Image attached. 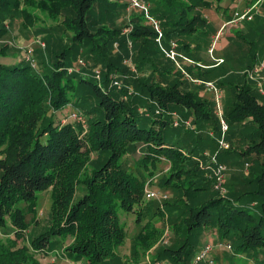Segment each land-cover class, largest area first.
Masks as SVG:
<instances>
[{"label":"trees","instance_id":"obj_1","mask_svg":"<svg viewBox=\"0 0 264 264\" xmlns=\"http://www.w3.org/2000/svg\"><path fill=\"white\" fill-rule=\"evenodd\" d=\"M138 1L159 21L165 44L173 40L193 61L213 64L199 53L210 45L209 13L224 0ZM16 21L26 47L10 41ZM155 37L129 0H0V236H7L0 264H39L34 253L57 256L58 249L74 264H128L118 254L127 237L120 212L135 214L136 223L150 213L147 176L162 159L169 167L161 186L171 197L151 216L162 224L149 218L138 231L134 260L158 242L168 219L173 241L157 249L154 262L191 264L205 244L220 243L230 247L221 248L228 264H264V103L248 75L255 57L242 74L221 71L225 60L187 67L193 79L213 80L225 92L229 147L218 149V117ZM114 76L120 89L110 84ZM61 113L80 115L84 125L62 123ZM174 115L193 130L173 127ZM215 151L228 167L224 195L198 161ZM136 154L138 165L130 164ZM47 191L49 219L40 226L38 203ZM199 232L195 250L191 237ZM218 250L213 258L222 264Z\"/></svg>","mask_w":264,"mask_h":264},{"label":"rangeland","instance_id":"obj_2","mask_svg":"<svg viewBox=\"0 0 264 264\" xmlns=\"http://www.w3.org/2000/svg\"><path fill=\"white\" fill-rule=\"evenodd\" d=\"M241 4L242 3L240 2V6H241ZM258 7H260V6H258ZM238 9H240V8H238ZM221 10L219 9L220 14H221ZM234 12L231 14L232 19H234L236 16L234 14ZM222 19L223 20H219V18L217 17V15L215 13H209V21H208L209 25H208V29H207V31H208L207 39H208V42H210V45L206 48L201 47V50H200L201 53H199L200 54L199 58L203 56V58H205L204 61L210 63L211 61H210L209 50L212 49L211 54L213 57L218 58L217 56L219 55V56H222L226 61L225 64L222 65L221 71L228 70L229 72H234V73H238V74H240V73L242 74L243 72H245V70H247L246 68L248 67L249 64L252 63V58H254V57H255V59H253L254 62H259V61L264 62V10L261 9L259 16L257 18H255V20L251 23L247 22V21H243V22H238V23L228 22V23L223 24V26L220 30V34L218 36V39L215 40L216 30L220 27V25H219L220 22L224 23L225 20H227V14L225 16H223ZM20 26H21L20 22L16 21V22H14V25L11 28H9L11 30V35H12V40H10V41H12L13 44L15 43L18 46L26 47V45H28L30 42L26 40L27 36L20 32ZM224 35H226V36H224ZM230 35H231V37H229ZM232 42H235V44H237V45L232 46L231 45ZM227 44H229L228 47H226ZM31 49H32V47H31ZM9 60H11V61H9ZM12 60H14V58L4 59L3 61L6 63H9V62H12ZM126 61L131 62V60H126ZM184 66L188 67L185 64H184ZM131 67L133 69L130 68V70L133 71V73H136V69L133 66L132 62H131ZM226 73H227V71H226ZM254 78L258 79L259 82H260V80L263 81L264 80V72L263 73L261 72V76L254 77ZM186 80L188 81L187 82L188 89L196 90L198 92L199 97L203 101H206V103L210 104V106H211L210 109L212 110V113H214V115L216 116V114H215L216 102L214 99V93L211 89L207 88V86H206V83H208V82H211L216 86L215 81L211 80L208 82L207 81L201 82L200 80H198V81L194 82V81H191L188 79H186ZM194 80H196V79H194ZM251 80H253V79H251ZM258 80H254L256 85H257ZM124 85H125L124 87H127L125 82H124ZM122 86L123 85L120 84L119 87L118 86H116V87L120 89ZM263 91H264V86H263ZM130 93H132V90L130 91ZM260 94H261V97H259V99L262 103H264V92H263V94L262 93H260ZM226 103H227V99H226L225 92H222L221 100H220V106L221 107L223 106L222 108H224ZM66 114H68V112H66ZM65 117H67V116L63 113L58 114V118L62 120V123L67 121V119H69L71 121L73 120L71 116H69V118H65ZM182 121H184V122L182 123L180 121V118H178V122H176V123L173 122V127H175V128L182 127L183 130H185V131H188V129L193 130V126H192L191 121L188 124L185 123V121H187V120H182ZM194 133L196 134V132H193L192 135H194ZM199 133H201V131H199ZM206 153H209V155ZM215 153H216V158H217V151H215L214 153L204 152L203 157H204L205 161H203V163H202L201 160L198 158L200 165L201 166L204 165V167L209 166V165L205 164V162H209V160H211V158L213 157V155ZM139 157H140V154H136V156H134L132 159L129 160L130 164H132L133 161L136 162L137 159H139ZM136 164L138 165L137 162H136ZM168 167H169L168 163L164 159H162L161 162H159L157 164V167L154 170L152 177L147 176L148 177L147 179L149 180V183H150V184H148V187L150 190H153L155 192H161L162 191L161 193H165V194L168 193L167 195L171 197V195L169 194V191L164 190L161 186L163 179H164L165 171L168 169ZM212 167H210L207 171L209 172L208 175H211L213 180H214ZM139 169H140V171H143L142 167H140ZM227 169H228V167L226 166V171H227ZM143 173H144V171H143ZM225 176H226V172H225ZM214 189H215V180H214ZM145 203H146L145 205H148V204L150 205L151 210L147 216H144L142 218L141 223L135 222V219H136L135 214H132V213L126 214V213L120 212L121 221L123 222L124 228H125L126 233H127V237L125 239L124 244L121 247H119L118 254L120 256H122V261L127 262L128 264H153L154 261H153L152 257L154 256L157 249L162 247V246L168 245L170 243V241H173V238L171 236L172 230L169 226L168 219H167V221L164 220L165 223L162 227L163 232H162V235H161L160 239L158 240V242L151 249H149V251H147V253L142 255L138 262H136L134 260V258L132 256V246L134 243V239H135L136 235L138 234V231L143 226V224L145 222H147L148 220H150L149 218H151V216H153L152 214H153V211L156 207V204L160 205V207H161L162 200L153 199V200L148 201L145 199ZM50 204H51L50 193L48 191L42 193L40 196V200L38 203V209H37V219H38L40 226H44L47 223V220L49 219ZM26 219H27V221H30L31 215H27ZM151 224H157L159 226L162 223H161V220L158 216H154L151 218ZM166 233H167V235H166ZM209 233H211V232H209ZM5 237H7V236H4V237L0 236V238H5ZM10 237H13V235L11 234ZM191 241H192V244L195 245V250H198L199 245H200V241H201V233L199 232L197 234L192 235ZM68 242L69 241H67L66 245L68 244ZM25 243H26V245H28L29 242L25 241ZM19 245H21V244H19ZM57 251H58L57 256L54 253L41 252V251H39L38 253H34V255H35V258L38 260L39 264H74L67 259L65 253L61 254L60 249H58ZM223 251H224L223 249H220L217 251V255L220 256L221 258L224 255ZM221 263L222 264H228L226 258H224ZM251 263L252 262L249 261V263H247V264H251Z\"/></svg>","mask_w":264,"mask_h":264},{"label":"built area","instance_id":"obj_3","mask_svg":"<svg viewBox=\"0 0 264 264\" xmlns=\"http://www.w3.org/2000/svg\"><path fill=\"white\" fill-rule=\"evenodd\" d=\"M262 0H257L253 5H251L250 7H248L246 10L243 11L242 14L235 16V18L233 19V21L231 22H243V21H252L254 18V15L260 13V9H259V5L260 2ZM130 2V9L132 8H140L144 11V14L146 16V18L149 19V21L152 23V27L156 33V37H155V42L158 46V48L160 49V51L163 53V55L165 56L166 59H168L170 62L173 63L174 68L176 71L180 72L186 79L191 80V81H198V80H194L191 78V76L189 75V72L187 71L186 67L184 66V64L186 66H200L203 68H209V67H214V66H218L220 64L223 63V59L220 58H216L212 56V49L209 50V54H210V59L213 62V64L211 66H204L201 65L200 63H197L195 61H193L192 59H190L189 57H187L186 55L182 54L179 50H178V44L177 42L171 40L168 43H164V36H163V32L160 28L159 25V21H157L156 19H154L153 17H151L149 15V7L146 4H142L140 1L138 0H129ZM219 34L216 35L215 40L218 39ZM42 46L44 47V44H42ZM30 57V50H28V59ZM78 63L83 66L84 62L82 60H79ZM125 64L130 66L131 69H133L131 67V62H127L125 61ZM264 70V62H258V64H256L252 70H250L248 72L249 78L253 79V80H258L254 77H259L261 76V72ZM96 78L97 79H101L100 78V72L98 70H96ZM111 86H120V81L118 80V78L116 76L113 77L112 81H111ZM207 88L211 89L214 93V99L216 102V111L215 114L219 119L220 122V128H221V136L220 138L217 140L218 141V149H227L229 147L228 143L225 141V133L228 130V124L225 121L224 117H223V112H222V107L220 106V100H221V90L218 89L213 83L208 82L206 83ZM263 86H264V80H259L257 81V89L260 93L263 94ZM70 116L72 117L73 120L80 122L84 125V119L83 117H81L80 115L76 114V113H72L70 114ZM178 118L176 115H174V123L178 122ZM182 123L184 121L180 120ZM190 121H185L186 124H188ZM209 155V153H206ZM201 162L203 163L202 159H200ZM210 163V165H209ZM209 163L207 165L209 166H205V168H210L212 167V172H213V176H214V180H215V189L221 193L222 195H224L226 193V189L224 187V182H225V172H226V166L219 163L217 158H216V153L213 155V157L211 158V160H209ZM201 166V165H200ZM204 166V165H203ZM144 197L146 200H162V199H166L168 196L166 194H163L161 192H155L153 190H150L148 186L145 187L144 190ZM167 235V233H166ZM169 237V236H168ZM230 248L229 246H226L224 244H216L213 245L211 243H207L203 246L202 250L191 260V264H215L214 258H213V252L216 249H221V248ZM153 264H170L167 261H156Z\"/></svg>","mask_w":264,"mask_h":264},{"label":"crops","instance_id":"obj_4","mask_svg":"<svg viewBox=\"0 0 264 264\" xmlns=\"http://www.w3.org/2000/svg\"><path fill=\"white\" fill-rule=\"evenodd\" d=\"M256 1L255 0H224L223 3L220 5V7H221L220 10L222 9L221 10V14L219 13V10L218 11H215L214 13L217 15V17L219 18V20H223L222 17L227 14V20H225L224 23H222V22H220V24L218 23L220 25V27L216 30V34L215 35L220 34V30H221L223 24L227 23L228 19L231 18V14L234 11H235L234 12L235 15L236 14L237 15H240V14L243 13L244 10H246L248 7H250L251 5H253V3H255ZM240 2L242 3L241 6H240ZM238 8H240V9H238ZM224 36H226V35H224ZM228 46H229V44L226 45V47H228ZM217 57L220 58V59L225 60L222 56H219L218 55ZM201 59L204 61L205 58H203V56H202ZM210 61H211V59H210ZM225 62H224V64H225ZM256 64H258V62ZM186 69H187V67H186ZM263 72H264V70L262 71V73ZM221 94H222V91H221Z\"/></svg>","mask_w":264,"mask_h":264}]
</instances>
